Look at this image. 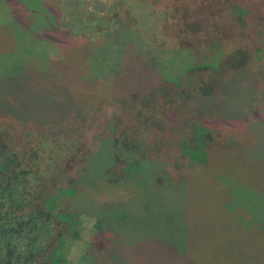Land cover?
Masks as SVG:
<instances>
[{
	"label": "trees",
	"instance_id": "16d2710c",
	"mask_svg": "<svg viewBox=\"0 0 264 264\" xmlns=\"http://www.w3.org/2000/svg\"><path fill=\"white\" fill-rule=\"evenodd\" d=\"M60 18L58 0H0V62L7 66L6 71L0 72V102L5 108L0 113V264L69 263L70 249L79 239L75 223L76 206L79 203V207H85L96 219L95 235L86 254L82 256L81 263L105 264L106 260L101 254L106 253L107 260L113 262L110 263L119 264L113 252L121 241L111 240V225L133 228L139 233L132 223L133 219H143V208L139 210L132 206L142 197L136 188V182L139 183L140 178L144 179L150 174L159 183L158 186L165 182L162 178H156V168L153 166H156L154 162L160 159V154L166 147L165 155L173 153L172 145L177 150V157L171 160L173 169L180 170L179 160L185 161L187 158L190 170H197L190 176H177L174 183L184 182L198 174L207 180L211 178L208 170H220L221 165L225 170H231L233 176H238L239 173L248 175L249 170L245 172L243 165H249L248 168L257 166L263 176L264 157L250 152L247 148L249 144L243 145L247 152L231 144L234 142L239 145L237 142L241 138L231 135L224 139L226 125L232 119L241 123L246 121V126H249L248 134L253 137L255 132L264 129L257 127L259 124L263 126L264 122L249 120L245 107L231 112L220 106V101L226 97L229 89L248 90L243 97L251 103L261 90L259 75L253 71V51L247 46H233L226 52L218 50L209 61H203L195 59L194 51L188 47L190 44L181 45L174 50L149 45L143 51L141 46L145 43L139 42L137 32L125 29L124 25L125 30L122 28V33L117 35L114 42L98 40L94 43L76 39L69 31L62 29ZM40 42L45 44L40 45ZM56 42L62 44L63 55L59 59H50L46 45ZM116 48L119 54L112 52ZM33 64L35 68H32ZM61 66L64 73L67 72L66 82L61 80L58 87L61 88L65 106L93 108L103 103L114 104V116H117L118 123L125 125L129 122L128 125L135 126L132 134L139 136L135 142L127 140L126 145H138L139 150L146 145L147 148L144 149L153 153L151 157L154 165L146 162L145 166L150 170H143L138 162L127 171L126 177L114 179L117 184L108 185L109 191L128 194L126 202L99 203L93 199L92 193L103 189L88 181L97 180L100 174L98 170H85V174L75 179L74 183L71 181L73 184L67 188L60 186L57 190H52V195L36 191V185L41 187V183L46 182V176L37 163L40 154L37 145L43 147L42 139H46L44 133L36 130L40 137L36 148L32 144L23 148L19 138L15 139L13 145L9 142L6 130L16 129L14 132L17 133L20 131L18 127L23 125L21 120L8 114L22 118L24 113L21 110L29 109L35 113L39 109L51 110L53 103H60L52 94L47 95L48 92L43 95L38 91L25 89L24 83H28L32 69L35 71L34 76L40 80L53 82L52 80L60 79L58 74L61 73ZM196 75H205V78L195 84L193 80ZM53 91L56 92L55 89ZM7 122L10 123L9 126L4 125ZM26 135L31 137L29 133ZM177 138L179 142L176 146ZM107 141L103 140L101 143ZM113 142L119 150V139ZM177 147H181L179 151ZM125 150L138 151L131 148ZM113 151L106 158V161L109 159V164L114 157ZM103 159L102 157V161ZM97 162L101 164L99 160ZM125 183L134 188L122 187ZM51 185L54 187L57 183L52 181ZM154 187L155 185L152 189ZM238 188L245 187L240 185ZM89 189L93 190L88 192ZM255 192L264 198V189ZM64 197H71L72 204L64 210L58 209ZM232 200L233 197L230 201ZM155 207H161V204L157 201ZM230 212L229 205L223 204L222 200L217 204V214L223 218ZM245 214L247 218L249 213ZM109 220L111 225L107 224ZM235 224L239 226V220H235ZM250 227L245 226V229H251ZM258 228L264 234V226ZM127 242L134 248L139 245L129 240ZM151 248L148 249L149 253L150 250L153 253L151 256L140 260V254L137 252L135 256L134 252L132 257L124 256L120 264L198 262L189 251L183 255L160 243H155ZM163 248L173 253L176 260L165 259L163 254L167 250Z\"/></svg>",
	"mask_w": 264,
	"mask_h": 264
},
{
	"label": "rangeland",
	"instance_id": "374dc122",
	"mask_svg": "<svg viewBox=\"0 0 264 264\" xmlns=\"http://www.w3.org/2000/svg\"><path fill=\"white\" fill-rule=\"evenodd\" d=\"M58 2L62 29L69 31L76 39L114 42L117 35L122 33L124 25L125 29L137 32L139 42L145 43L141 46L143 51L149 45L174 50L181 45L190 44L188 47L194 51L195 59L203 61H209L215 52H219L218 50L226 52L233 46H247L253 51V71L259 75L261 90L251 103L243 97L247 95L248 90L229 89L226 97L220 101V106L231 112L233 110L237 112L240 107H245L250 121L264 122V0H58ZM43 44L45 43L40 42V45ZM46 51L50 59H59L64 48L57 42L48 43ZM112 52L119 54L118 48L112 49ZM32 68H35L34 64ZM6 69L7 66L0 62V72ZM32 70L28 83H24L25 89L31 92L38 91L43 95L48 92L47 95L52 94L51 96L60 103L59 105L53 103L51 110L39 109L35 113L29 109L21 110L24 113L22 118L8 114L21 120L24 127H18L20 131L17 133L14 132L16 129H7L5 133L8 134L12 145L15 144V139L19 138L23 148L31 144L34 148L39 147L37 163L46 176V182L45 184L42 182L41 187L32 183L38 186L35 187L36 191L52 195V190H57L60 186L67 188L71 181L74 183L75 179L85 174V170H98L100 174L97 180H88L103 188L101 192L99 190L100 193H92L93 199L99 203L126 202L128 194L109 191L108 185L117 184L114 179L126 177L127 171L138 162L145 171L150 170L145 167L146 162L151 166L155 163L156 166L153 167L156 168V178L165 181L158 186L159 183L150 174L144 179L140 178L139 183L136 182V188L142 197L132 206L139 210L143 208V214L141 213L143 219L136 221L133 219L132 223L139 233L126 226L114 227L111 220L107 222L113 232L111 240L121 241L118 244L121 247H116V251L113 252L119 264L122 258L132 257L134 252L135 256L137 252L140 254L138 258L140 260L151 256L153 253L151 250L149 253L148 249L155 246V243L157 245L160 243L163 247L170 246L183 255L189 251L198 261L196 264H264V234L258 228L264 226L262 222L264 198L255 192L264 189V171L261 176L257 166L248 168L249 165H243L245 172L249 170L248 175L239 173L238 176L235 174L233 176L231 170H225L221 165L220 170L217 168L208 170L211 178L207 180L198 174L184 182L174 183L177 176H190L197 170H190L187 158L185 161L179 160L180 170L173 169L171 160L177 157V150H174L173 145L171 147L173 153L165 155L166 147L160 154L158 162L153 163L151 157L153 153L144 149L147 148L146 145L142 150H139L138 145H126L127 140L135 142L139 136L132 134L135 126L128 125L129 122L125 125L118 123L117 116H114V104L103 103L93 108L65 106L61 88H58L61 80L65 82L67 80V72L64 73L63 67L59 69L61 72L58 74L59 80L49 78L53 82L40 80L34 76V69ZM204 78L205 75H196L193 81L195 84L200 83ZM31 104L32 102L29 106ZM3 109L4 104L0 102V113ZM236 120L232 119L226 125L228 133H225L224 139L231 135L241 138L237 142L239 145L234 142L231 144L246 152L244 143L249 144L247 148L250 152L255 153V156L264 157V129L261 130L264 125H257L261 131L255 132L253 137L248 134L249 126H246V121L241 123ZM9 124L7 122L4 125ZM4 125L1 124L5 131ZM37 129L43 132L46 138L42 139L43 147L37 145L40 140ZM116 139L120 141L119 150L115 148L113 142ZM103 140L108 141L101 143ZM178 142L177 138L176 146ZM125 148L138 151H126ZM180 148L177 147L178 151ZM112 151L114 157L109 164V159L106 161V158ZM98 160L101 164H98ZM52 181H55L57 186L52 187ZM240 185L245 188H238ZM128 186L133 187L129 184L122 185L126 189ZM91 190L93 189H89L88 192ZM231 197L234 200L230 201ZM70 199L71 197H64L58 209L64 210L70 206L72 204ZM221 200L223 204L229 205V210L232 211L225 218L217 214V204ZM157 201L161 207H155ZM80 204L76 206L75 216L79 239L72 245L68 255L69 263L66 264L81 263L82 256L86 254L96 232L95 217L90 215L85 207H79ZM245 212L249 213L247 218ZM235 220H239V226L235 224ZM245 226H251V229L247 230ZM126 239L136 245L139 244L138 247L134 248ZM164 250H167L163 254L165 259L176 260L173 253L168 252V249ZM101 256L106 260L105 264L113 263L107 260L106 253H102Z\"/></svg>",
	"mask_w": 264,
	"mask_h": 264
}]
</instances>
